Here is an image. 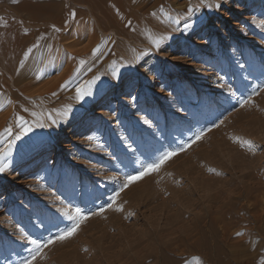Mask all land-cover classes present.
I'll return each instance as SVG.
<instances>
[{
    "label": "rangeland",
    "instance_id": "obj_1",
    "mask_svg": "<svg viewBox=\"0 0 264 264\" xmlns=\"http://www.w3.org/2000/svg\"><path fill=\"white\" fill-rule=\"evenodd\" d=\"M189 3L198 4L199 0H146L148 7L157 12L167 9L176 19L181 18ZM89 8L83 0H0V149L7 140L4 129L15 116L31 122L35 119L31 116L33 111L36 118L43 119L68 104L76 106L70 123L52 129L53 140L47 150L18 159L10 171L0 174V262L14 264L26 257L31 246L21 238L26 235V228L38 242L46 241L49 234L57 231L51 225L46 230L33 227L29 217L34 209L46 210L53 216L57 210L72 215L75 206L84 211L96 210L91 199L73 197L59 184L51 186L45 179L46 162L55 159L67 169L78 190L81 186L91 190L99 179L96 203L103 205L119 188V184L104 177L117 175L122 181L123 174L132 171L135 160L151 162L153 149L176 147L192 135L188 128L195 131L204 123L201 120L197 124L193 113L207 119L222 113V123L217 121L219 126L205 133L201 141L122 192L117 204H125L123 211L115 212L114 205L83 221L73 241L53 255L73 253L71 249L81 245L75 255L62 263L234 264L237 259H251L253 262L248 264H264V74L240 71L237 66L249 58L258 63L264 61V27L260 28L264 25V0H227L218 12L205 10L201 23L187 33L173 24L163 28L162 33L171 34V38L159 51L150 41L139 43L119 27L100 30ZM53 25L60 31H55ZM93 25L96 36L90 34ZM158 34L156 38L164 36ZM103 39H107L108 47L93 54L95 41ZM37 43L43 47L36 62L32 54L24 60L34 71L14 79L12 68L20 65L24 52ZM82 49H86L81 52L83 59L75 66L68 57ZM149 49L155 54L137 61L136 57ZM53 57H62V66L51 62ZM5 59L11 60V65L14 62L12 68L4 64ZM79 64L86 70L84 74L66 90L57 91L64 80L63 73ZM125 64L134 67H122ZM222 68L227 73L223 83L219 81ZM113 69L118 70V82L111 75ZM97 74L102 76L103 90L97 91L94 99L77 102L75 87ZM230 86H234L236 98L225 104L221 89L226 91ZM253 89L257 97L251 94ZM53 92L57 93L55 97ZM247 96H251V103L240 107L238 100ZM117 120L123 123L117 124ZM144 120L153 123L145 125ZM131 126L147 144L138 151L129 150V167L125 168L112 152L120 144L124 128ZM99 143L107 148L97 147ZM246 171H253L254 175L242 177ZM251 183L258 184L259 189L245 187ZM64 196H69L71 204ZM237 197L242 200L239 202ZM129 212L133 215L126 219ZM207 214L214 215L217 221L211 226L209 240L199 239L194 224ZM56 223L60 228L70 225L59 219ZM154 233H159L162 243L171 247L160 254L162 260L146 254L155 252L153 245L147 244ZM136 238L146 250L141 244H133L128 251H118ZM77 254L82 260H77Z\"/></svg>",
    "mask_w": 264,
    "mask_h": 264
},
{
    "label": "snow or ice",
    "instance_id": "obj_2",
    "mask_svg": "<svg viewBox=\"0 0 264 264\" xmlns=\"http://www.w3.org/2000/svg\"><path fill=\"white\" fill-rule=\"evenodd\" d=\"M227 3V0H215L214 3L211 0H199L198 4H191L187 6L186 10L181 15V18L176 19L171 15L167 16V19L179 28L182 32H189L193 28L196 27L197 23H201L200 17L203 15V12L207 10V12H218L221 9V6ZM161 12H163V8H161ZM152 15H156V13H151ZM73 18L75 17V12L72 13ZM67 24V21H65ZM53 29L57 32L60 31L59 28H56L55 25L52 26ZM264 27V25H261ZM171 38V34L167 36H160L159 38L152 39L151 44L155 48L156 51H159L160 48L164 45L166 41ZM38 47L37 44H33L24 52V59L21 60V66L24 64V60L29 57V54L32 52L33 48ZM99 51V46L92 49V53L96 54ZM155 52L152 49L145 50L141 52L140 56H137V61H141L143 57H147L149 55H154ZM72 58V57H68ZM195 58V57H194ZM59 66H62L63 58L62 57H53L52 61ZM83 63V61H81ZM240 71L248 70L249 72L259 71L264 74V61L256 62L254 59L249 58L244 64L237 65ZM112 67V66H110ZM122 67H134L131 64L122 65ZM91 71V69H89ZM222 75L219 77V81L223 83L227 80V73L224 72L223 68L221 69ZM112 77H114L117 82L119 80L118 70L113 69L111 73ZM68 85V81H64L59 85L61 90L65 89ZM94 88L96 91H94ZM103 90V80L101 74H97L93 76L90 80L86 82V84H81L75 87V100L80 102L81 104L86 102L87 99H94L97 91ZM225 94V104H229L232 99L236 98V91L234 90V86H230L226 91L221 89ZM255 95V89L252 92ZM57 93L53 92L52 96H56ZM133 102L135 98L133 97ZM240 107H243L245 104L251 103V96L247 99L238 100ZM25 111H27L25 109ZM183 111V109H181ZM76 112V106L72 104H68L64 107L62 111L53 110L52 112L47 113L43 119L36 118L37 113L33 111L31 116L33 119L31 122L26 120L23 116L17 115L15 118V122L9 124L4 132L7 133V140L2 149H0V174H4L10 171L14 165L16 164L18 159H24L26 156H29L32 153L45 151L51 145L53 137L51 135L53 128H59L63 125H67L72 121L73 115ZM220 115L222 113H217V115L212 119H207L200 113H193L192 118L196 120L197 124H200L201 120H204V123L200 125L198 130L193 131L192 128H188L187 131L192 132V135L187 136L181 142L177 144L176 147H171L167 150L161 151V149H153L152 151V160L151 162L135 160L132 162V171L125 172L123 174L122 181L120 177L117 175H112L108 177H104L103 179L108 181H114L116 184H119V188L114 190L113 193L108 198V202L106 204L100 205L97 202L99 199L95 193L99 188V179L94 182L91 190H87L84 187H80L77 189V184L72 176V174L65 168L58 165L55 159H52L49 162H46L45 166V179L49 182L51 186H55L59 184L66 193H69L73 197L78 198H88L91 199L93 204L96 206V210L92 211L89 209L88 211L82 210L81 207L75 206L72 208V215H67V212H60L57 210L55 216L51 215L48 211L43 209H34L29 217L30 223H32L33 227H36L41 230H46L48 225H51L54 228H57L56 232L49 234L46 242H38L37 239L33 238L30 232H27L25 229L26 235L22 237L25 239L28 244L33 247L29 251V254L26 258L20 260L18 264H34V261L42 256V250L46 248L48 245H52L57 241H65L70 237H73L77 231L79 230L83 221L89 219L93 215H101L106 209L113 208L114 205H117L118 197L122 192L129 189L133 184L140 182L144 178H147L152 173L158 172L162 166L165 165L166 162L170 161L172 158H175L177 155L188 150L192 145L201 141L204 137L205 133L212 130V128L218 127L219 123H222L220 119ZM103 119L102 117L100 118ZM182 120H186L187 117H181ZM219 121V123L217 122ZM123 122L117 120V124H122ZM143 123L145 125H150L148 120H144ZM167 127V124L165 125ZM97 132H100L99 127L96 128ZM159 132L160 129L157 128ZM153 137L156 136V133L152 134ZM160 135L163 136V132H160ZM181 136L184 135L183 132L180 133ZM97 140H100V136L95 137ZM91 139V137H90ZM121 142L117 146V148L112 152V155L116 157L117 160L120 161L121 165L125 168L129 167L128 157L130 155L129 150L138 151L141 148L145 147L147 142L144 140L143 136L139 134L134 126L125 127L124 133L120 138ZM97 147L107 148V145L104 143H99ZM14 148L16 152L14 154ZM177 185L180 184V181H176ZM115 187V185H114ZM168 193L165 192V195ZM65 200H68L69 204H71V200L69 196H64ZM116 211H123L122 205L116 206ZM133 215L132 212H129L126 219ZM15 219V216L13 215ZM57 219L63 221L67 219L70 222V226L65 224L64 227L60 228L56 223ZM3 264V262H0Z\"/></svg>",
    "mask_w": 264,
    "mask_h": 264
},
{
    "label": "bare ground",
    "instance_id": "obj_3",
    "mask_svg": "<svg viewBox=\"0 0 264 264\" xmlns=\"http://www.w3.org/2000/svg\"><path fill=\"white\" fill-rule=\"evenodd\" d=\"M84 2H86L88 4V6L90 7V11L91 9L93 10V14H95V19H97L98 23H97V26L98 28H100V30H103V29H106V28H112L114 26H116L117 28L119 27L121 31L124 32V34L126 33L128 37H131L132 39H135L137 42H151L152 39H156V35L158 33H161L163 34L164 36L167 35V33H162V29L163 28H169L170 25H172V23H170V21L167 19V16L168 15H171L172 16V13L170 14V12L168 13L167 9H163L164 11L161 12H157L153 9V7H148L146 5V0H83ZM156 13V15H152L151 13ZM167 12L166 15H164V13ZM174 14V13H173ZM166 16V17H165ZM157 23V26L153 27V26H150V24L152 23ZM95 26L93 25L92 26V30L90 31V34H92V36H96V28H94ZM258 27V26H257ZM261 30H262V27H260ZM257 30V29H256ZM113 32V31H112ZM255 32V31H254ZM159 35V34H158ZM259 35V34H258ZM259 38V37H258ZM13 39V38H12ZM112 39V38H110ZM109 39V40H110ZM125 39V38H124ZM106 40L107 39H103V40H97L95 41V47L99 46V50H103L104 48L106 49L107 44H106ZM8 43H11L9 41H7ZM8 43L5 42V46L7 44L8 46ZM13 44V43H11ZM263 44V43H262ZM9 47V46H8ZM7 47V48H8ZM12 47V46H11ZM43 45H41L40 47H37L35 49V51L33 50L31 57L33 58V60L36 62V59H37V55L39 54V52L41 51ZM92 48V49H93ZM102 48V49H101ZM11 49V48H10ZM9 49V50H10ZM104 49V50H105ZM110 48H108V51H109ZM6 50V48L4 49ZM13 50L16 52L15 48H13ZM86 49H82L80 51H74V53L70 54V56L72 57L70 59L69 62H71L73 65H77L79 63V60H82L83 58L82 55H81V52L85 51ZM107 51V52H108ZM5 52V51H4ZM7 52V51H6ZM12 52V51H11ZM10 52V53H11ZM64 53V51H62ZM14 53V52H13ZM13 53L11 54V57L13 55ZM70 53V52H69ZM6 55V53L4 54ZM69 55V54H68ZM8 56V55H7ZM5 56V58L7 57ZM18 56V55H17ZM40 56V55H39ZM128 56V54H127ZM20 57V56H19ZM24 57V56H23ZM95 57V56H94ZM9 58V56H8ZM7 58V59H8ZM31 58V60H32ZM20 58L17 57L16 60H18ZM23 59V58H22ZM21 59V60H22ZM1 60V59H0ZM6 60V59H5ZM15 62H18L16 61ZM13 62V61H12ZM26 62V61H25ZM23 64V66L18 65L17 67L15 68H12V66L14 65V62L12 63L11 65V60H6V63L4 62V64L6 66H9L10 68L13 69V77L14 79H20L22 78L23 75H26L25 73H28V71L30 72L32 70V72L34 71L33 69L29 70L30 68V65L29 63H25ZM19 64V63H18ZM34 68V67H32ZM36 68V67H35ZM112 69V68H111ZM86 70L84 68H82L80 66V64L77 66V67H74L73 70H67L66 73H63L64 75V80H60L61 81H68V85H71L72 83H74L81 75L84 74ZM62 75V76H63ZM236 77V76H235ZM59 80V81H60ZM232 80V79H231ZM61 82V83H63ZM60 83V84H61ZM59 84V85H60ZM243 84V83H242ZM259 84V83H258ZM257 84V85H258ZM59 85L56 87V90L57 91H64L67 89V87L63 90H61L59 88ZM240 86H241V83H240ZM255 87V86H253ZM222 88V87H221ZM242 88V87H241ZM243 90V89H241ZM245 90V89H244ZM259 91V90H258ZM252 94V93H251ZM250 94V95H251ZM243 95V94H242ZM256 95V94H255ZM261 95V94H260ZM248 97V96H247ZM257 97V95H256ZM255 98V97H253ZM252 99V98H251ZM254 101V100H252ZM2 101L0 100V105H2ZM15 118L16 116L14 117V121L13 123L15 122ZM3 136V135H1ZM2 139V137H0V140ZM210 154V153H209ZM206 156V155H205ZM195 159V157H194ZM192 160V159H191ZM174 161V160H173ZM203 164V163H202ZM204 166V165H203ZM205 168V167H204ZM189 169V168H188ZM251 170V169H250ZM252 175H254L253 171H246L242 174V177H246V178H250ZM253 178V177H252ZM255 178H256V175H255ZM156 182V181H155ZM244 187V185H242ZM245 187H251V188H254V189H259V185L258 184H255V183H251V184H247ZM244 187V188H245ZM139 188V187H138ZM242 188V187H241ZM240 188V189H241ZM208 189V188H207ZM246 190V189H245ZM252 190V189H251ZM140 191V190H139ZM144 191V190H143ZM142 191V193H143ZM138 192V191H137ZM136 192V193H137ZM135 193V192H134ZM224 193V192H223ZM245 193V191H244ZM242 193V194H244ZM132 194V193H131ZM241 194V193H240ZM239 194V196H240ZM247 194L249 193H246L245 196H247ZM251 194V193H250ZM128 195V194H127ZM130 195V194H129ZM126 196V195H125ZM215 196H217L215 194ZM222 196V194H221ZM137 197V195L135 196ZM239 200L240 198L237 197ZM132 199V198H131ZM136 199V198H135ZM128 200V199H127ZM130 200V199H129ZM242 200V199H240ZM239 200V202H240ZM246 200V199H245ZM72 201V200H71ZM125 203V202H124ZM129 203V202H128ZM228 204V203H227ZM118 205V204H117ZM125 205V204H123ZM122 205V206H123ZM127 205V204H126ZM222 205V204H221ZM115 208V207H114ZM220 209V208H219ZM125 210V209H124ZM112 211V210H111ZM114 211V210H113ZM116 212V210H115ZM255 212V211H254ZM225 214V213H224ZM118 215V213H117ZM116 215V216H117ZM222 215V214H220ZM114 216V214H113ZM119 216V215H118ZM213 217H215L214 215H212ZM212 216H210L209 214H207L206 216H204L202 218V220L200 221V223H196V220H195V223L194 224V227H195V231H196V235L199 236L198 238L199 239H204V240H209L208 237L210 236V234L212 233V224L217 221V219H214ZM220 217V216H219ZM114 218V217H112ZM207 218V220H206ZM216 218V217H215ZM225 217L224 216H221L220 220L221 221H224ZM110 220V219H109ZM219 220V219H218ZM63 222H67V223H70L69 221H67L66 219L63 220ZM70 226V225H69ZM96 227V226H95ZM204 227H207V229H204ZM94 228V227H93ZM27 229V228H26ZM22 231V230H21ZM20 231V232H21ZM79 231V230H78ZM24 232V230H23ZM26 234V233H25ZM225 233H223L222 235H224ZM77 236V235H76ZM80 236V235H79ZM201 237V238H200ZM22 238V237H21ZM74 237H70L68 240H65V241H57L55 242L54 244L52 245H48L46 248H44L42 250V256L41 257H38L35 261H34V264H63L62 261L65 259V258H70L72 254H74V252L80 250V247H82L81 245L79 246V248L76 249V247H74L73 249H71L73 251V253L69 252V251H63L61 252L60 254H58L57 256H54L53 254L55 252H57L60 248H65V246H67L68 244L71 243V241H73ZM137 239V240H136ZM134 239L135 241L131 242L129 244V246H126L125 248L122 247V248H119V252L120 253H123L124 250L126 249L128 251L129 247L133 244H137L138 246H140L141 244V247L142 249H145V245H142L141 242H139V239L136 238ZM178 240V238H177ZM46 242V241H44ZM147 244H152L154 249H155V252L154 254H152L151 251H149L148 253H146L148 256L152 255V256H155L157 258H159L160 260H162V256H160V254H162L164 251H168L171 249V247L169 246H165V244L162 243L161 241V236L159 237V233H154L148 240H147ZM14 246V245H13ZM71 246V245H70ZM33 246L31 245L30 247H28V249L25 247L26 252V257L28 256L29 254V251L31 250ZM14 248V247H13ZM16 248V247H15ZM63 248V249H64ZM68 248V247H67ZM12 249V248H11ZM16 250V249H15ZM62 250V249H61ZM59 250V251H61ZM67 250V249H66ZM70 250V251H71ZM146 250V249H145ZM3 255V254H2ZM25 255V254H24ZM75 255V254H74ZM145 255V256H147ZM25 257V258H26ZM76 258L77 260H82L83 257H81V255H76ZM134 258V257H133ZM143 257H140V259H142ZM14 259V258H13ZM24 259V258H23ZM136 259V258H135ZM18 261V260H16ZM15 261V262H16ZM84 261V259H83ZM252 263L253 260L249 259V260H245V261H241L239 259H237V261L234 262V264H248V263ZM140 263V262H139ZM222 264H227L226 261H223L221 262ZM220 263V264H221ZM14 264H18V262L14 263ZM141 264V263H140Z\"/></svg>",
    "mask_w": 264,
    "mask_h": 264
}]
</instances>
